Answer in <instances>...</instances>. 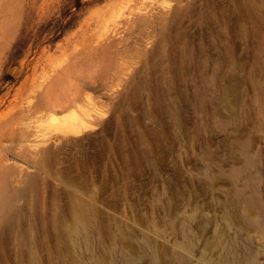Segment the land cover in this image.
Wrapping results in <instances>:
<instances>
[{
	"label": "rangeland",
	"instance_id": "374dc122",
	"mask_svg": "<svg viewBox=\"0 0 264 264\" xmlns=\"http://www.w3.org/2000/svg\"><path fill=\"white\" fill-rule=\"evenodd\" d=\"M0 264H264V0H0Z\"/></svg>",
	"mask_w": 264,
	"mask_h": 264
}]
</instances>
